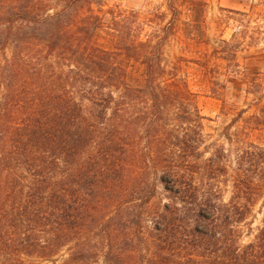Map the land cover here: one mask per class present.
Returning a JSON list of instances; mask_svg holds the SVG:
<instances>
[{
    "label": "trees",
    "instance_id": "1",
    "mask_svg": "<svg viewBox=\"0 0 264 264\" xmlns=\"http://www.w3.org/2000/svg\"><path fill=\"white\" fill-rule=\"evenodd\" d=\"M59 14L45 16L40 27L53 36L38 44L36 58L21 55L29 38L10 40V101L0 103V264H56L62 256L59 264H264V222L240 244L249 191L257 190L248 182L252 166L243 165L264 158V148L244 145L231 171L221 144L202 159L205 116L178 68L151 55L138 87L116 53L61 55L67 30L57 28ZM9 19L11 34L13 12ZM53 52L49 63L62 59L66 68H33ZM141 98L148 116L128 114ZM171 108L181 126L167 131ZM158 187L165 200L154 203Z\"/></svg>",
    "mask_w": 264,
    "mask_h": 264
},
{
    "label": "rangeland",
    "instance_id": "2",
    "mask_svg": "<svg viewBox=\"0 0 264 264\" xmlns=\"http://www.w3.org/2000/svg\"><path fill=\"white\" fill-rule=\"evenodd\" d=\"M10 12L16 20L11 34ZM55 12L60 13L57 28L67 30L59 34L61 55L67 56L77 48H102L116 53L127 73V82L138 87L145 85L144 71L151 55L153 62L160 58V66L165 69L178 68V76L185 78L194 93L193 101L205 116L201 120L200 150H205L202 159L209 155L211 145L221 144L229 154L227 165L231 171L238 166L236 154L245 149L244 145L251 151L258 146L264 148V0H0V41L8 38L4 45L0 43L2 105L10 101V95H4L6 86H10V40L15 35L29 38L33 45L22 47L21 55L29 60L36 58L43 52L38 44L53 36V29L40 26L47 14ZM37 47L40 50L35 51ZM58 53L37 58L33 68H66L62 59L56 65L49 63L47 57ZM143 100L128 105V114L148 116L144 114ZM239 110L243 111L241 116L226 129ZM176 112L171 108L164 119L167 131L181 126L174 119ZM241 127L245 131L237 136ZM138 131L143 135L141 122ZM249 166L253 174L248 182L257 190L249 189L254 202L241 226L242 245L253 239L264 222V158L243 165ZM230 195L228 178L222 199L227 201ZM164 200L158 187L151 201ZM62 259L59 257L56 264Z\"/></svg>",
    "mask_w": 264,
    "mask_h": 264
}]
</instances>
